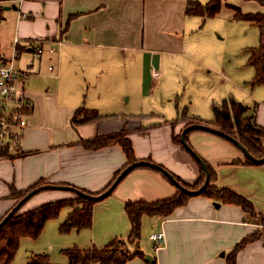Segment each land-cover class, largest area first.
Listing matches in <instances>:
<instances>
[{
    "label": "crops",
    "instance_id": "0c3cea01",
    "mask_svg": "<svg viewBox=\"0 0 264 264\" xmlns=\"http://www.w3.org/2000/svg\"><path fill=\"white\" fill-rule=\"evenodd\" d=\"M187 3L188 0H0V23L7 26L11 24L10 16L16 19L12 35L0 38V52L4 58H11L14 38H20L14 64L31 70L24 86L33 103L21 152L0 160V218L15 203L10 196L12 186L25 190L43 180L44 184L71 185L89 192L104 189L127 163L126 152L119 143L94 148L87 142L124 128H128L127 136L138 160L160 164L188 184L198 181V164L174 141L189 122L180 116L181 111L186 108L189 117L214 122L215 115H208L209 107L213 114L214 106L229 98L220 103L203 88L177 100L174 93L168 92V74H188L193 70L207 79L215 70L221 76L219 83H228L231 76L224 67H215L218 60L212 63L210 47L195 38L209 19L215 22L220 37L228 33V24L232 30L248 35L254 24L235 19L234 7L264 13V4L257 0H224L220 12L203 21L202 16L186 13ZM41 40L46 51L34 58L32 48ZM53 43L58 51L52 54L48 48ZM254 74L255 68L245 80L250 101L244 99L243 103L249 110L254 108L256 122L264 126V91L255 89L264 85L252 84ZM188 100H195L196 106H181ZM146 106L158 112H148ZM82 107L102 117L74 123L73 116ZM189 142L215 168L213 183L250 199L258 215H251L236 203L201 193L191 195L170 215L143 216L142 236L136 249L144 255H135L127 264H153L146 259L147 254L154 256V264H229L228 255L253 234L257 237L240 248L235 263L264 264V221L260 216H264V162H245L244 152L236 144L210 131L192 130ZM176 192L177 186L164 173L147 165L138 166L111 194L95 203L91 227L69 232L77 233L75 243L82 248L127 237L131 223L126 201H156ZM75 195L67 189H44L27 200L25 209ZM72 209L73 206L62 209L57 217L59 224ZM148 220L154 222V227L147 235L162 228L166 232L164 247L158 252L149 236L151 244L143 239ZM45 232L46 227L41 234ZM39 237H23L21 246ZM34 255L28 251L27 257L10 264H31Z\"/></svg>",
    "mask_w": 264,
    "mask_h": 264
},
{
    "label": "trees",
    "instance_id": "16d2710c",
    "mask_svg": "<svg viewBox=\"0 0 264 264\" xmlns=\"http://www.w3.org/2000/svg\"><path fill=\"white\" fill-rule=\"evenodd\" d=\"M224 0H208L202 2L200 0H188L186 13L189 15L202 16L203 21L209 17L217 15L223 5ZM261 4H264V0H257ZM234 18L238 20H246L254 25H257L260 31V44L257 47L250 48L251 54L249 63L254 66L255 74L252 78V84L264 85V13L262 12H243L242 9L235 6ZM3 6H0V18L2 17L1 11ZM0 57L4 58L0 52ZM250 107L243 102L236 100L235 98H229L224 100L221 105L214 106L215 119L214 122H206L203 119L190 116L191 121L188 124L204 122L214 125L232 136L238 138L246 147L254 153L257 157L264 155V126L259 125L255 120V110L253 108L252 115L243 116L242 111L249 110ZM82 112L88 113L85 117H79ZM180 116H187V110L184 108L181 111ZM102 117L96 111L89 110L85 107L78 108L73 116L74 123H82L90 120L99 119ZM237 129V132H236ZM198 130V129H194ZM187 133V139L189 140V133ZM174 136V141L181 146L183 150L188 152L200 169V176L198 181L191 185L182 181L179 177L176 178L185 186L196 189L199 188L205 179V170L201 163L188 151L183 145L181 136ZM224 137V136H223ZM225 138V137H224ZM110 143H119L124 148L128 161L127 163L117 170L109 184L98 192H89V194L97 195L106 190L115 178L120 174L122 169L128 164L138 160L136 157L133 143L127 136V133L112 134L102 139L92 140L87 142V145L92 147H101ZM21 145V144H20ZM20 145L18 144L15 149L11 147H5L0 149V154L10 157L19 154ZM245 155V154H244ZM210 172V181L207 187L201 194L208 195L214 199H218L223 202L236 203L253 216H257L258 212L253 202L244 195L227 187H219L214 184L216 177L215 168L205 159ZM245 162L256 163L245 155ZM157 169V168H154ZM158 170V169H157ZM160 171V170H159ZM162 172V171H161ZM163 173V172H162ZM165 174V173H164ZM166 175V174H165ZM167 176V175H166ZM168 177V176H167ZM169 178V177H168ZM170 179V178H169ZM44 181L41 180L27 188L25 190H19L15 186L11 187L10 196L15 199L14 205L0 218V264H10L18 252L23 237L37 238L42 233L46 223L50 219L58 217L65 207L73 206V209L69 213L67 219L61 223L60 231L69 232L73 228L78 230L91 227L93 223L94 205L99 200L94 198L85 197L74 192L75 197L64 198L49 201L31 208L23 213H19L20 209L27 202V200L20 206L10 217L1 223L4 217L12 210V208L32 189L40 185H44ZM115 190V189H114ZM113 190V191H114ZM112 191V192H113ZM111 192V193H112ZM110 193V194H111ZM191 194L185 192L177 186V192L167 198L159 199L156 201L146 200H128L125 203V209L128 214L131 223V230L127 237H116L107 242L104 245H92L87 248H82L78 245L73 247L63 248L62 251L68 256L69 261L67 264H89L91 262H98L99 264H127L128 261L135 255H144L140 249L132 252L128 244L132 242L139 243L142 236V218L145 214L154 216H167L170 215L174 209L187 202ZM264 221V216L260 215ZM257 237L253 234L249 237H245L240 241L237 246L228 255L229 264L235 263L236 253L251 240ZM155 260L153 261L154 264ZM31 264H55L51 261L49 254H35L30 259Z\"/></svg>",
    "mask_w": 264,
    "mask_h": 264
},
{
    "label": "rangeland",
    "instance_id": "374dc122",
    "mask_svg": "<svg viewBox=\"0 0 264 264\" xmlns=\"http://www.w3.org/2000/svg\"><path fill=\"white\" fill-rule=\"evenodd\" d=\"M204 3L207 0H202ZM12 17V20L9 21L11 24H7L4 26L0 23V38L10 37L12 35L14 28L16 27V19ZM235 24H240V22L235 21ZM216 24L214 21L209 19L207 22L203 24L200 28L198 35L195 40L198 43L205 44L210 47L211 50V58L213 59L212 63H216L218 60V64L215 67H224L223 70H226L228 76L231 78L228 83H219L221 81V76L219 73H216L215 70H212L210 76L206 78H200L195 71L191 70L188 74H178V72L173 71L174 73L168 74V92L174 93V96H177V100H179L180 96L189 97L194 90H205L211 95L212 99H216L218 102H222L225 97L227 98H235L241 102L244 99H248L250 101L249 89L248 85H245V80H248V74L250 72L254 73V67L250 65L249 58L251 54L250 48L257 47L260 44V31L257 25H254L252 30L248 35H244L241 31H237V29L232 30V26L230 24L227 25L230 29L228 33H225L226 36H219V30H216ZM221 33V32H220ZM207 77V76H206ZM257 92L264 91L263 86L255 87ZM255 97V96H254ZM258 97V96H257ZM251 100H253V96H251ZM220 102V103H221ZM189 105L190 108H194L196 106L195 100H188L185 104L181 106ZM148 107L146 110L150 112L153 109V113H157V108L153 106ZM211 112H210V111ZM208 115L213 117L215 113L212 114V108L209 107ZM214 110V108H213ZM253 113V109L242 111L243 116H251ZM88 113L82 112L79 117H85ZM183 118H187L191 121L190 117L183 116ZM189 125V124H188ZM128 128H124L120 131L121 134H126ZM237 132V129H236ZM178 139H180L181 133L178 134ZM181 140V139H180ZM264 145V143H263ZM197 189V188H196ZM26 203L20 209L19 213H23L27 211ZM59 218L50 219L45 227V234H41V236L36 239H28L29 243L26 245L24 243L23 247L20 245L18 252L15 256L16 261H20L23 258L27 257L28 251H33L34 254L38 253H48L51 255L52 261L54 263H64L67 264L69 258L65 255L63 251L60 250L61 247L68 248L77 245L75 243L76 234L75 231L70 232H61L59 224ZM154 227V222L147 221L146 232L143 234V239L151 244L148 239V232L152 230ZM156 231V230H154ZM153 232V231H152ZM151 232V233H152ZM150 233V234H151ZM137 244L135 241L128 244L129 249L134 252L136 251ZM59 245H62L59 247ZM59 247V248H58ZM54 250H51V249ZM19 255V256H18ZM14 259V260H15ZM63 260L64 262H59Z\"/></svg>",
    "mask_w": 264,
    "mask_h": 264
},
{
    "label": "built area",
    "instance_id": "2783aa9c",
    "mask_svg": "<svg viewBox=\"0 0 264 264\" xmlns=\"http://www.w3.org/2000/svg\"><path fill=\"white\" fill-rule=\"evenodd\" d=\"M19 41L20 38L16 36L11 58L0 57V149L8 146L15 149L21 144L24 130L28 125V117L33 110V103L27 96L24 86L31 75V70L17 68L14 64L19 54ZM48 50L52 54L56 53L57 44L49 45ZM45 51L44 41L35 42L32 48L34 58H40ZM33 64L34 61L31 60L30 65ZM50 68L52 69V66ZM154 73L158 75V71ZM3 157L6 156L0 154V160ZM149 239L155 252H158L164 247L166 232L163 228L153 231Z\"/></svg>",
    "mask_w": 264,
    "mask_h": 264
},
{
    "label": "water",
    "instance_id": "95a60500",
    "mask_svg": "<svg viewBox=\"0 0 264 264\" xmlns=\"http://www.w3.org/2000/svg\"><path fill=\"white\" fill-rule=\"evenodd\" d=\"M7 8L9 6H6ZM194 129H202V130H206V131H210L213 132L215 134L224 136L225 138H227L228 140H230L231 142H233L234 144H236L243 152L245 155H247L250 159H252L253 161H255L256 163H262L264 162V155L261 157H257L254 153H252L247 147L246 145H244L238 138L232 136L231 134L225 132L224 130L213 126L211 124L208 123H204V122H197V123H192L187 125L181 132V140L183 145L188 149V151L201 163V165L203 166L204 170H205V179L203 184L197 188V189H192L189 188L187 186H185L184 184H182L177 178L176 176L167 168H165L164 166L157 164L153 161H149V160H136L130 164H128L127 166H125L122 171L120 172V174L115 178V180L112 182V184L103 192H101L100 194L97 195H93V194H89L86 191L77 188L75 186H71V185H64V184H44V185H40L38 187H35L34 189H32L31 191H29L13 208L12 210L4 217V219L2 220L1 223H4L9 217L10 215L15 212L20 206H22V204L28 200L32 195H34L35 193L44 190V189H48V188H53V189H67V190H71L73 192H76L79 195H83L85 197H89V198H94L97 200L103 199L106 196H108L115 188L116 186L119 184V182L134 168L141 166V165H147L150 166L152 168H157L158 170L162 171L163 173H165L170 180L179 188H181L182 190H184L185 192L191 194V195H197L203 192V190L207 187L209 181H210V172H209V168L207 166V163L205 161V159L196 151V149L190 144L189 140L187 139V133L190 130H194ZM216 206H219L220 203L218 201L215 202ZM146 259L149 262H153L154 261V256L152 254H147L146 255Z\"/></svg>",
    "mask_w": 264,
    "mask_h": 264
}]
</instances>
